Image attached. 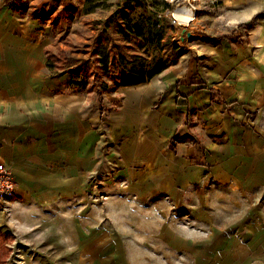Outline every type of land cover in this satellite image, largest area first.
I'll list each match as a JSON object with an SVG mask.
<instances>
[{"label":"rangeland","instance_id":"374dc122","mask_svg":"<svg viewBox=\"0 0 264 264\" xmlns=\"http://www.w3.org/2000/svg\"><path fill=\"white\" fill-rule=\"evenodd\" d=\"M85 1L0 0V35L28 37L30 51L85 60L88 81L97 87L144 59L154 72L144 93L150 98L156 90L150 107L161 129L132 137L109 132L99 122L118 109L123 92L88 93L94 115L102 111L93 124L101 141L75 205L76 258L65 252L60 260L97 264L80 243L103 241L124 245L119 264H264V21L253 22L252 0H145L151 8L139 0H106L84 12ZM172 7L175 25L164 14ZM262 10L259 5L254 13ZM125 17H144L147 32L138 37L123 31ZM184 26L194 36L176 40ZM220 36L219 45L210 41ZM65 73L54 78L66 86L63 92H87L89 82L80 76L70 86ZM14 200L0 203V261L20 263L24 252L50 259L41 246L24 251L23 237L4 230L19 211ZM63 221L56 230L61 234ZM57 239L70 241L63 234ZM12 240L13 248L3 245Z\"/></svg>","mask_w":264,"mask_h":264},{"label":"crops","instance_id":"0c3cea01","mask_svg":"<svg viewBox=\"0 0 264 264\" xmlns=\"http://www.w3.org/2000/svg\"><path fill=\"white\" fill-rule=\"evenodd\" d=\"M251 2L250 14L257 15L253 22L264 21V10L254 13L257 6H264V0ZM242 23L244 26L241 27L250 26L249 21L240 25ZM29 49L28 37L0 35V162L12 171L15 192L10 199H15L12 208L19 209V213L11 214L6 223L8 229L4 230L10 228L23 237L21 245L26 246L22 248L24 251L41 246L44 252L52 253L50 259H45L43 255L38 258L26 256L27 252H24L20 263L15 264H72L71 260L61 261L59 256L60 253L72 252L76 258L78 231L75 205L80 189H83L81 184L89 170L93 169L98 156L97 143L101 141V134L93 129V124L100 120L102 111L97 109L94 115L91 101H88L93 91L86 90L87 94L76 89L63 92L62 88L66 86L54 83L57 80L54 78L66 73L52 75L54 72L45 65V50ZM45 68L49 72L48 81L45 79ZM69 85L73 86L70 82ZM147 87L150 88L144 82L118 88V92H123L122 102L106 121L99 124L108 126L109 132L118 131L123 137H130L141 129L148 134L156 133L161 129L158 127L160 121L156 111L152 112L150 107L156 90L149 98V94L144 93ZM214 90L212 92H219ZM249 91L242 89L240 92L245 95ZM186 101H190V96H186ZM223 103L227 106L233 104ZM164 106L167 107L166 104ZM247 110L254 109L248 105ZM148 112L152 116H147ZM60 221L66 223L63 228L66 231L62 234L68 236L67 242H72L61 244L57 239L58 235H62L56 231ZM17 224L22 226L21 229ZM100 234L103 231L100 230ZM13 244L12 240L10 244L3 245L13 248ZM80 245L84 251L91 249V261L97 264H107L109 260L112 264H119L118 260L122 258L119 252L125 250L124 245L115 243L110 246L103 241ZM92 246L95 248L92 249ZM56 252L58 254H54ZM104 256L107 258L104 259ZM137 258H140L139 255ZM0 262L11 264L7 259Z\"/></svg>","mask_w":264,"mask_h":264},{"label":"trees","instance_id":"16d2710c","mask_svg":"<svg viewBox=\"0 0 264 264\" xmlns=\"http://www.w3.org/2000/svg\"><path fill=\"white\" fill-rule=\"evenodd\" d=\"M92 1V3L89 5V2ZM106 0H86L84 4V12L92 11V8L95 9L96 7L100 6L99 2H103ZM131 1V0H128ZM139 6L142 8H146L148 6V2H145V0H139ZM166 4V3H165ZM8 7L10 9L15 10V4L9 3ZM254 15L253 18H255ZM252 18V19H253ZM124 27L123 31L130 32L138 37H142L146 32L147 25L145 23L144 17H138L137 20H133L132 17H125L123 19V25ZM241 26H244L242 23ZM150 33V31H148ZM225 38L224 36L220 37H212L210 38V41L214 42L215 44H218L222 41V39ZM152 42V41H151ZM171 47L173 49H177L178 45L175 42L171 43ZM46 54V68L53 71L52 75H62L63 73L67 72L71 78L70 84L71 85H78L79 83L76 82L77 78L82 76V83H88V78L91 76V72L88 70V65L85 60L77 61L73 60L72 58H68L67 60H63L61 57L56 55L52 51H45ZM105 62V61H104ZM58 71V72H55ZM154 74L153 71H150L146 66V61L143 59V63L136 65V64H126L122 70L119 71L118 75L116 77H111L108 81L103 78L100 80L99 86L95 83H88L89 86L87 87V91H93L96 90L98 94L102 95L104 93L111 92L113 90H116L120 87L124 86H132L137 85L140 83L147 82L150 77H152ZM176 133H174V138ZM172 147V146H171ZM170 147V148H171ZM173 148V147H172Z\"/></svg>","mask_w":264,"mask_h":264},{"label":"built area","instance_id":"2783aa9c","mask_svg":"<svg viewBox=\"0 0 264 264\" xmlns=\"http://www.w3.org/2000/svg\"><path fill=\"white\" fill-rule=\"evenodd\" d=\"M148 7L151 8L148 4ZM175 8H171L169 10H167L166 12H164V14L168 15L169 21L171 22V24L175 25V23L177 22L176 16H175V12L174 10ZM159 15L161 14V12L158 13ZM196 16V9H195V14L193 15V18H195ZM195 20L192 21V19L187 23V26H189L190 24H193ZM178 34V38L176 40H180V33ZM185 40V38H184ZM183 40V41H184ZM15 192V181L13 178V174L12 171L10 169V167L8 165H6L3 162H0V203L1 202H6L7 200H9L13 194Z\"/></svg>","mask_w":264,"mask_h":264},{"label":"water","instance_id":"95a60500","mask_svg":"<svg viewBox=\"0 0 264 264\" xmlns=\"http://www.w3.org/2000/svg\"><path fill=\"white\" fill-rule=\"evenodd\" d=\"M184 35L186 36V37H193L194 36V34H192L190 31H187L186 30V26H184L182 29H181V31H180V39L183 41L184 40Z\"/></svg>","mask_w":264,"mask_h":264}]
</instances>
